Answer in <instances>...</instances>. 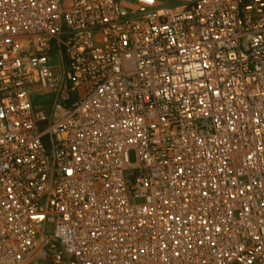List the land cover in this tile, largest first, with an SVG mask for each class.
<instances>
[{
    "label": "built area",
    "instance_id": "obj_1",
    "mask_svg": "<svg viewBox=\"0 0 264 264\" xmlns=\"http://www.w3.org/2000/svg\"><path fill=\"white\" fill-rule=\"evenodd\" d=\"M0 264H264V0H0Z\"/></svg>",
    "mask_w": 264,
    "mask_h": 264
}]
</instances>
